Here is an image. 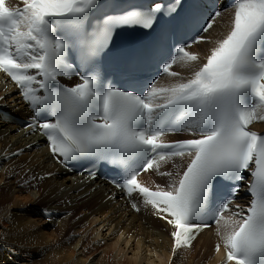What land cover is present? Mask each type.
Returning a JSON list of instances; mask_svg holds the SVG:
<instances>
[{"label":"snow or ice","instance_id":"6c2138e0","mask_svg":"<svg viewBox=\"0 0 264 264\" xmlns=\"http://www.w3.org/2000/svg\"><path fill=\"white\" fill-rule=\"evenodd\" d=\"M23 3V9L14 11L6 0H0V72L11 77L37 113L46 111L54 117L39 122L51 152L65 163L96 158L118 164L123 170L118 186L129 195L139 193L174 229V252L190 247L194 233L209 226L204 218L211 214L217 225L223 220L231 229L223 237L226 264H264V136L249 130L254 121L264 120V0H234L231 30L207 62L186 82L160 89L153 85L146 95L105 87L94 75H81L82 82L72 87L50 88L58 76L72 75L66 59L71 37L56 36L54 26L75 31L82 45V61H87L108 46L116 29L150 28L155 14L162 12L159 5L147 13L109 17L90 36L80 30L96 0ZM220 15L216 11L213 20ZM212 27L209 21L203 31ZM186 47L190 45L176 48V55L163 64L165 74L177 75L170 69L178 59L197 61ZM36 123L34 118L30 126ZM178 131L199 138L158 142ZM185 156L191 161L178 182L169 186L171 190L158 186L152 191L138 182L141 172L154 165L158 170L159 162ZM246 171L252 177L250 206L242 216L243 208L234 213L239 219H225L232 200L214 206L210 199L214 184L217 178L243 181ZM237 191L234 187L233 196Z\"/></svg>","mask_w":264,"mask_h":264},{"label":"bare ground","instance_id":"6f19581e","mask_svg":"<svg viewBox=\"0 0 264 264\" xmlns=\"http://www.w3.org/2000/svg\"><path fill=\"white\" fill-rule=\"evenodd\" d=\"M229 22L230 11L215 18L213 27L190 49L197 61L176 69L178 83L191 79L207 62L204 59ZM10 92V86L0 82V108L13 112L21 106L13 95L6 98ZM35 141L40 146L37 138L0 121V264H125L106 255L98 260L88 257L102 232L116 235L125 249L134 248L132 264H213L208 231L199 236L192 253L172 257V242L160 221L145 212L129 214L119 201L113 204L107 200L111 192L98 182L86 184L82 178L61 176L45 149L32 148ZM93 231L94 239L88 235ZM141 251L149 258H142ZM117 253L121 257L119 249Z\"/></svg>","mask_w":264,"mask_h":264},{"label":"rangeland","instance_id":"374dc122","mask_svg":"<svg viewBox=\"0 0 264 264\" xmlns=\"http://www.w3.org/2000/svg\"><path fill=\"white\" fill-rule=\"evenodd\" d=\"M90 226V225H89ZM91 227H89V231H92L93 229H90ZM91 233V234H90ZM102 234L104 235V236H106V237H104V236H99V237H97V242L95 241V243H98L97 244V246L95 247V249L93 250V251H91V253L88 255V257L90 256V257H94V258H96L97 260L99 259V258H104V256L106 255L109 259H119V261L120 262H122L123 261V263H125L126 264V262H130V264H132L134 261H133V258L132 257H134V255H133V252H134V248H130V249H128V248H124V245H123V243H121L120 241H118L117 239H116V235H109L108 233H103L102 232ZM88 235H89V238L91 237V238H93L92 237V235L94 236V231L93 232H88ZM77 237H78V235H77ZM76 236H75V238H77ZM105 239H104V238ZM107 238V239H106ZM94 239V238H93ZM103 239V240H102ZM100 240V241H99ZM113 243H116V245L114 246L113 245ZM130 245L131 246H133L134 247V244L132 243V242H130ZM124 248V249H123ZM119 249V256L121 255V257H118L117 256V250ZM122 249V250H121ZM126 252V253H125ZM147 252V251H146ZM204 252V251H203ZM141 257L142 258H144V259H148L149 258V253L147 252V255H145L144 253H143V251H141ZM144 254V255H143ZM135 263V262H134ZM143 264H145L144 262H142Z\"/></svg>","mask_w":264,"mask_h":264}]
</instances>
